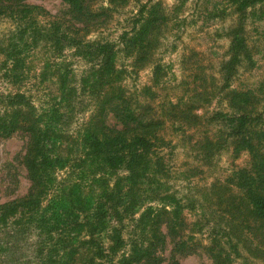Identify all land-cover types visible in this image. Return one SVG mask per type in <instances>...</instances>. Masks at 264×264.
Segmentation results:
<instances>
[{"label":"trees","instance_id":"obj_1","mask_svg":"<svg viewBox=\"0 0 264 264\" xmlns=\"http://www.w3.org/2000/svg\"><path fill=\"white\" fill-rule=\"evenodd\" d=\"M30 1L0 0V19L18 23L20 41L29 38L34 45L45 41L59 55L66 48L76 49L88 68L77 77L68 63L54 64L51 75L60 100L42 111L25 93L5 97V111L0 113V140L18 133L27 138L23 164L30 188L26 195L0 203V234L12 239L33 235L34 264H181L174 259L176 253L201 249L213 264H232L222 248L221 236L215 235L206 246L198 240L189 245L178 212L173 211V219H164V213H168L164 208L153 209L150 221L145 219V213L142 215L139 221L150 236L125 251L124 220L144 202L133 195V190L143 180H153L165 172L160 150L166 141L160 135L162 118L139 94L123 85L126 71L118 66V56L122 52L133 58L134 66L150 58L167 22L162 2L151 5L153 2L148 1L141 6L132 28L120 37L122 47L118 48L112 42L85 38L110 21L115 9L125 7L129 0H108V7L99 8L95 5L103 0H61L67 6L65 15L56 17L47 27L40 25L39 18L48 15V11ZM259 4H264V0H237L236 10L245 17L249 9ZM17 48L14 46V50ZM245 51L244 39L235 38L229 75L235 74L236 66L244 62ZM12 52L8 56H16ZM12 60L15 71L18 64L15 57ZM150 90L145 88L144 92ZM250 93L234 92L238 116L230 120L228 137L235 153L247 151L253 162L250 169L235 174V185L243 197L237 205L241 212L236 218L242 227L237 240L246 238L247 253L264 260V124L252 123L262 120L263 115L252 117L256 109L250 108L254 104ZM166 108L180 120H194L188 106L184 112L179 105ZM85 112L89 116L81 128L76 133L69 131L77 115ZM217 146L218 142L208 141L205 149L210 151ZM121 170L127 174L120 175ZM151 170L153 175L149 177ZM111 219L117 224L113 225ZM165 225L166 233L162 231ZM10 227L14 230L10 231ZM6 230L9 235L4 234ZM168 237L172 253L167 260L162 252Z\"/></svg>","mask_w":264,"mask_h":264},{"label":"rangeland","instance_id":"obj_2","mask_svg":"<svg viewBox=\"0 0 264 264\" xmlns=\"http://www.w3.org/2000/svg\"><path fill=\"white\" fill-rule=\"evenodd\" d=\"M148 1L153 2L151 5L161 1L167 14L156 48L138 66L133 65V58L121 52L118 66L126 71L123 85L139 94L164 122L160 135L166 144L160 153L164 155L165 172L158 174L156 180H143L133 190V195L144 202L134 215L124 220L125 251L129 252L136 242L150 236L139 221L142 215L145 213V219L150 221L149 217L155 213L153 209L164 208L168 211L164 219L171 220L173 211L178 212L189 245L195 240L209 245L218 235L232 264H264V260L247 253L246 238L243 242L237 240L242 231L236 218L241 212L237 205L243 197L235 185V174L250 169L253 162L249 152L235 153L233 141L228 137L230 120L238 116L234 92L251 91L254 104L250 108L256 109L252 117L263 115L262 120L252 123L264 124V4L249 9L244 17L236 10L237 0H129L125 7L115 9L110 21L92 30L85 39L122 47L120 37L132 28L141 6ZM30 2L48 11V15L39 18L40 25L46 27L56 17L64 16L67 9L61 0ZM101 6L108 7V0L97 3L95 8ZM237 37L244 39L247 51L242 54L244 62L236 66V73L229 75L232 43ZM10 51L16 56H8ZM14 57L18 64L15 71ZM56 63H68L77 77L88 68L76 49L66 48L59 55L45 41L36 45L29 38L20 41L18 23L1 18L0 113L5 111V97L20 92L29 96L40 111L56 105L60 94L51 75ZM44 76L47 79L43 80ZM145 88H151L150 92H144ZM171 105H179L181 112L190 107L194 120L190 123L174 117L166 108L171 109ZM88 116L86 112L77 115L69 131L76 133ZM208 141L218 142L219 146L206 151ZM26 144L27 138L21 133L0 140V203L29 191L30 181L23 164ZM119 174L127 172L121 170ZM152 175L151 170L148 176ZM111 223L117 224L115 219ZM9 230L13 231L14 227ZM9 230L4 234L9 235ZM162 231L167 232L166 225ZM34 240L30 234L13 239L0 234V242L4 243L0 244V262L34 264ZM167 242L162 254L168 260L172 253L169 237ZM174 259L181 264H213L202 249L176 253Z\"/></svg>","mask_w":264,"mask_h":264}]
</instances>
